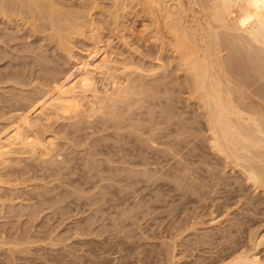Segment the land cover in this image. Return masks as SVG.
<instances>
[{
	"label": "rangeland",
	"instance_id": "obj_1",
	"mask_svg": "<svg viewBox=\"0 0 264 264\" xmlns=\"http://www.w3.org/2000/svg\"><path fill=\"white\" fill-rule=\"evenodd\" d=\"M20 1L0 11V264H264V187L211 148L146 17L66 52Z\"/></svg>",
	"mask_w": 264,
	"mask_h": 264
},
{
	"label": "bare ground",
	"instance_id": "obj_2",
	"mask_svg": "<svg viewBox=\"0 0 264 264\" xmlns=\"http://www.w3.org/2000/svg\"><path fill=\"white\" fill-rule=\"evenodd\" d=\"M18 1L0 0V11L12 12L13 5L20 4ZM88 1V10L71 12L59 7L55 0L22 2L41 14L51 29L48 37L56 39L66 52L73 51L72 40L79 35L90 33L101 41L108 26L123 38L131 9H138L146 17L143 28L147 34L156 43L167 42L184 68L189 94L200 101L203 109L211 148L232 166L241 168L249 182L264 187V90L256 85L258 81L264 85V0ZM87 2L82 7H87ZM93 9L99 10L103 20L94 16ZM234 52L242 56L235 57ZM242 57H247V62ZM232 60L250 64V69L245 71L242 66L240 72L241 62ZM250 70V75L259 74L254 81L250 75L244 78L243 71ZM255 258L256 255L240 253L224 264L242 259L253 262Z\"/></svg>",
	"mask_w": 264,
	"mask_h": 264
}]
</instances>
